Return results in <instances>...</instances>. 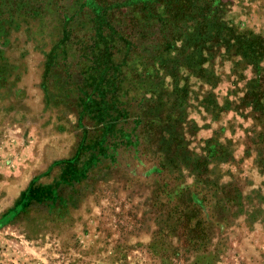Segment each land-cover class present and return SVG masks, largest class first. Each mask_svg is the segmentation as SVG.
<instances>
[{
    "label": "rangeland",
    "instance_id": "1",
    "mask_svg": "<svg viewBox=\"0 0 264 264\" xmlns=\"http://www.w3.org/2000/svg\"><path fill=\"white\" fill-rule=\"evenodd\" d=\"M220 18L264 41V0H223ZM15 21L0 28V184L33 172L23 192L32 183L47 192L42 199L36 189L14 216L22 194L2 210L0 250L14 251L7 238H18L33 246L27 264H264V58H245L228 45L204 51L207 74L189 70L186 54H178L187 68L176 75L167 72L169 61H155L148 72L131 65L125 87L135 98L128 101L163 92L149 111L157 134H138L113 167H90L65 184L64 161L75 154L84 126L97 124L86 118L82 126L75 94L63 98L58 14L48 7ZM162 110L168 113L161 119ZM177 123L187 150L180 166L163 168L159 140ZM199 156L209 158L207 167L195 165Z\"/></svg>",
    "mask_w": 264,
    "mask_h": 264
},
{
    "label": "trees",
    "instance_id": "2",
    "mask_svg": "<svg viewBox=\"0 0 264 264\" xmlns=\"http://www.w3.org/2000/svg\"><path fill=\"white\" fill-rule=\"evenodd\" d=\"M222 4L223 0H0V28L17 23V15L38 16L48 7L54 9L61 20L65 36L61 68L67 91L63 98L69 99L75 94L73 104L82 126L86 118L97 124H91L92 129L84 126L75 154L64 161L62 180L65 184L78 173L87 176L90 167H100L109 161L111 165L104 168L113 167L120 151L135 147L138 134L144 136L149 132L150 137L157 134L151 133L158 122L151 117L155 112L150 114L149 111L163 92L157 89L159 93L155 96L138 97L135 104L142 110L134 114L131 108L136 105L128 100L135 96L126 89L124 77L131 65L140 63L142 71L148 72L146 68L155 67V61L163 64L169 61L167 64H172L173 70L167 72L176 75L184 66L178 54H186L189 70L197 75L207 74L203 66L207 58L204 51L228 45L236 47L245 58H264L261 36L252 32L245 35L229 26L220 18ZM6 30L2 28L3 33ZM175 51L182 52L172 55ZM259 105L264 109L261 101ZM165 112L168 113L160 112L161 119ZM179 127L177 123L169 136L160 137L158 148L166 163L163 168L169 162L172 167L180 166L178 158L187 150L182 145L183 133ZM211 145L218 147L215 142ZM215 151L217 153V149ZM191 155L189 161H193ZM207 156L197 157L195 165L207 167ZM38 188L32 183L22 193L15 209L10 211L11 216L36 198ZM40 189L45 199L47 190Z\"/></svg>",
    "mask_w": 264,
    "mask_h": 264
},
{
    "label": "crops",
    "instance_id": "3",
    "mask_svg": "<svg viewBox=\"0 0 264 264\" xmlns=\"http://www.w3.org/2000/svg\"><path fill=\"white\" fill-rule=\"evenodd\" d=\"M12 163H18V160L12 159ZM21 164V162H19ZM27 170V169H26ZM29 173V172H28ZM33 173V172H32ZM32 173L26 174V175H20L16 179H13L9 182V179H6L4 182L0 184L1 188L4 190V192L1 194L0 197H4V201L0 200V217L3 210V213L6 211V209L12 208V204L15 203V200L22 194L24 190V183L29 182L31 179ZM6 182V183H5ZM12 201V204H11ZM10 203V204H9ZM2 213V215H3ZM7 225V224H6ZM3 226L4 228L6 227ZM3 228V229H4ZM7 240H10V247L13 248L14 251H12L11 248H8V250H0V264H13V261L20 262L16 264H23V258L25 260V263L27 264L29 256L32 257V253L34 252L33 246H29L27 243L24 242V240H20L18 238H7ZM5 251V255L2 256V252ZM11 256L10 258L8 257ZM24 256V257H23Z\"/></svg>",
    "mask_w": 264,
    "mask_h": 264
}]
</instances>
